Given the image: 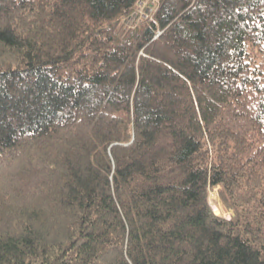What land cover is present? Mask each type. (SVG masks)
<instances>
[{"label": "trees", "instance_id": "trees-1", "mask_svg": "<svg viewBox=\"0 0 264 264\" xmlns=\"http://www.w3.org/2000/svg\"><path fill=\"white\" fill-rule=\"evenodd\" d=\"M0 264H264V0H0Z\"/></svg>", "mask_w": 264, "mask_h": 264}, {"label": "rangeland", "instance_id": "rangeland-1", "mask_svg": "<svg viewBox=\"0 0 264 264\" xmlns=\"http://www.w3.org/2000/svg\"><path fill=\"white\" fill-rule=\"evenodd\" d=\"M141 13V12H139ZM218 189L219 187H216L212 192H211V203L212 207L218 215H223L226 218H230L231 215L233 214V211L231 210H226L224 206L222 205V202L220 201V198L218 196Z\"/></svg>", "mask_w": 264, "mask_h": 264}]
</instances>
